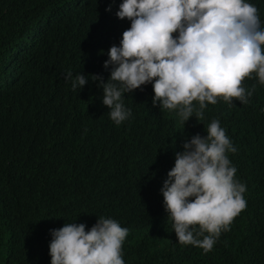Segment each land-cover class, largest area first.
<instances>
[{
    "label": "trees",
    "instance_id": "trees-1",
    "mask_svg": "<svg viewBox=\"0 0 264 264\" xmlns=\"http://www.w3.org/2000/svg\"><path fill=\"white\" fill-rule=\"evenodd\" d=\"M122 2L0 0V264H51V229L87 231L101 216L129 229L125 264H264V85L246 78L248 103L218 97L184 125L153 105L148 83L124 94L131 115L115 124L91 74L110 77L108 50L131 24L116 15ZM246 2L264 27V0ZM80 73L87 83L73 90ZM214 119L237 149L227 155L247 207L205 253L178 242L160 189L175 153Z\"/></svg>",
    "mask_w": 264,
    "mask_h": 264
},
{
    "label": "clouds",
    "instance_id": "clouds-1",
    "mask_svg": "<svg viewBox=\"0 0 264 264\" xmlns=\"http://www.w3.org/2000/svg\"><path fill=\"white\" fill-rule=\"evenodd\" d=\"M116 15L130 20V27L120 45L108 50L104 67H113L107 82L97 74L91 79L102 87V103L117 125L131 115L124 94L148 83L153 105L178 110L184 125L194 112L202 121L207 103L216 104L218 97L248 103L255 85L246 89V78L255 75L264 85V27L258 8L246 0H123ZM71 77L69 71L66 78ZM88 78L78 74L73 90ZM206 131L175 153L160 189L178 242L205 253L247 207L246 185L235 179L237 169L227 155L237 149L219 120ZM50 232L51 264H125L122 245L129 229L112 218L98 217L87 231L84 223L71 222Z\"/></svg>",
    "mask_w": 264,
    "mask_h": 264
}]
</instances>
